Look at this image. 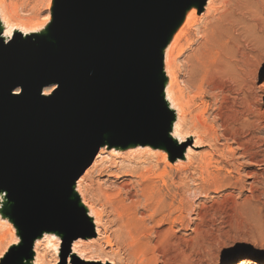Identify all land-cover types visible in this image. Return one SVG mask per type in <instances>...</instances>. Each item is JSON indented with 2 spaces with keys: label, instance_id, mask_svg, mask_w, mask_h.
Listing matches in <instances>:
<instances>
[{
  "label": "water",
  "instance_id": "water-1",
  "mask_svg": "<svg viewBox=\"0 0 264 264\" xmlns=\"http://www.w3.org/2000/svg\"><path fill=\"white\" fill-rule=\"evenodd\" d=\"M188 1L60 0L53 52L28 60L22 43L0 40V190L17 201L29 253L38 229L63 232L65 255L86 234L65 189L92 165L107 130L119 129L122 142L165 137L151 56ZM50 84L52 96L38 99Z\"/></svg>",
  "mask_w": 264,
  "mask_h": 264
},
{
  "label": "bare ground",
  "instance_id": "bare-ground-1",
  "mask_svg": "<svg viewBox=\"0 0 264 264\" xmlns=\"http://www.w3.org/2000/svg\"><path fill=\"white\" fill-rule=\"evenodd\" d=\"M15 4L11 0L9 3L0 0V40L5 45H9L13 40L22 43L28 60L35 54L53 52L55 42L50 27L49 30H44L46 20L40 21L42 22L40 24L33 23L31 19L20 20ZM57 5L58 2L56 7ZM201 22L203 24L200 25ZM195 39L198 44L186 58L189 80L192 81V87L198 91L199 96L207 92L213 97L217 104L213 122L206 121L204 116L209 106L202 102L197 107L194 100L186 96L178 84L176 61L186 50H190ZM261 46H264V0H189L182 8L172 11L160 47L151 56L152 79L158 91L165 137L157 136L154 140L147 141L139 136L137 139L122 142L119 129L105 132L93 164V167L96 164L100 165L99 174L107 173L104 166L108 163L109 169L116 165L112 160L114 157H122V161L128 159L131 165H135L131 158H138L142 165L147 166H142L144 168L139 172L133 167L122 174H115L114 178L118 182L114 190L102 193V200L95 205L85 199L86 189L79 182L76 186L72 183L65 189L66 208L79 211L88 224L89 229L85 228L87 233L82 238L94 236L73 242L70 256H84V262L101 264H115L114 259L120 257L118 251H122L127 258H139L150 263L154 261L156 255L164 259L163 264L167 260L169 263L167 254L170 251L182 259L188 258L186 249L184 251L182 244L174 240L172 228L175 225L184 226L190 205L187 202L183 203L182 198L177 199L179 188L175 186L174 180L170 179L172 190L167 187L163 178L166 174L165 168L161 172L157 171V161L162 162L165 158L175 160L171 164L177 162L178 164L171 167L178 169L179 164L180 167H183L182 163L190 164V156L195 153L194 150L208 145L211 150L202 156L201 164L206 170L215 156L217 158L222 156V150L217 148L220 141L225 140L226 145L223 148L227 149L228 154L229 151L232 153V143L239 149L241 145L243 146L244 142L241 144L239 138L242 124L238 111L239 96L248 87L245 76L255 64ZM55 89V84L43 86L38 99L52 96ZM21 91V83L13 84L10 95L17 96ZM228 141H231V144H227ZM186 142L193 144L187 145L186 151L183 150L180 158L175 159L173 155L177 151L174 149L184 147ZM217 178L218 176H215L213 179ZM0 204L2 211H5L13 221V227L6 222H2L5 225L0 224V228L6 227L3 228L5 233H0V255L7 246L16 244L17 241V250L11 251L14 258L9 264H15L20 260L22 264H42L43 256L37 251L38 247L41 244L46 248L56 247L62 241L64 233L38 229L32 238L31 252L27 259L21 253L25 226L15 211L17 201L12 195L0 190ZM88 241L97 242L101 255H105L104 249H109L114 259L102 261L85 256V252L79 250V247L84 243H93ZM115 247L116 252L113 251ZM9 256L10 253H7L2 264ZM181 261L184 263L186 260ZM256 263V260L250 258L238 262Z\"/></svg>",
  "mask_w": 264,
  "mask_h": 264
},
{
  "label": "rangeland",
  "instance_id": "rangeland-1",
  "mask_svg": "<svg viewBox=\"0 0 264 264\" xmlns=\"http://www.w3.org/2000/svg\"><path fill=\"white\" fill-rule=\"evenodd\" d=\"M5 1L10 2V0ZM59 1L11 0L12 3H16L20 20L31 19L33 23L37 24L46 20L44 30H47L50 26L54 28L56 25L58 19L56 4ZM36 35H41V33H36ZM197 44L195 39L190 50H186L176 61L178 84L184 90V94L194 100L197 107L202 102L209 106L204 116L206 121L213 122L217 104L207 92L203 96H199L198 91L192 87V81L189 80L190 74L186 58L191 55V51ZM245 80L248 87L242 95L240 94L238 107L239 120L242 118L240 124L244 122L239 130L241 144L244 142L240 149L237 145L236 147L235 144L228 141L227 144H231L232 147V153L229 151L228 154L227 149L223 148L226 145L225 140L220 141L217 148L220 151L222 150V156L219 158L215 156L212 164L206 170L202 168L201 164L203 163L202 156L211 150L208 145L194 150L195 153L190 156V164L186 163L187 165H185V163H182L183 167H180L179 164L178 169H172L173 166L176 167V164H178V162L171 164L175 160L170 161L165 158L162 162L157 161V171L161 172L165 168L166 174L163 178L167 187L172 190L170 182L174 180L175 186L179 188L177 199L182 198L183 203L187 202L190 205V210L186 213L187 220L184 226L175 225L172 228L174 240L180 245L182 244L184 251L186 249L185 253L188 258H183L186 261L182 263L181 260L183 259L170 251L171 253L167 254V259H169V263L168 260L166 262L167 264H175L176 261L179 262L176 264H238L245 258L256 260V264H264V46L259 48L255 64L246 73ZM242 120L243 122H241ZM218 129L220 131V128ZM246 140H249V142H246ZM192 144L186 142L184 147L175 148L174 150L177 152L174 153V158H180L181 152L186 151V147L192 146ZM123 159L126 158L123 157ZM112 160L116 165L109 169L108 164L110 163H108L104 166L107 173L102 174L98 173L101 168L100 165L96 164L93 167V161L92 165L75 182V186L79 182L82 187H85L84 197L94 205L102 200V193L114 190L115 184L118 182L114 178L115 174H122L133 167L139 172L147 166L142 165L138 158H131L135 165L129 164L128 159L122 161V157H114ZM152 162L154 161L152 160ZM215 176H218L215 179L217 182L213 179ZM2 222H6L7 225L13 227V221L0 207V224ZM2 224L5 225V223ZM3 228L6 229V227L0 228V233H5ZM78 232L87 233L82 230V227L78 229ZM24 233L27 238L31 236L30 231L25 230ZM89 238H94V236L79 239ZM73 242L69 246L67 255H65L64 248H62V241L56 247L50 248H46L41 244L37 251L43 256L42 264H101L99 262H84V256H70ZM88 242L93 243H84L79 247V250L85 252V256L102 261L114 259L110 255L111 251L109 249H104L105 255H101L98 252L97 242ZM24 243V253L28 254L30 240L26 239ZM16 245L17 241L16 244L6 247L0 255V264H2L7 253H10V256L3 264H9L13 260L14 254L11 251L17 250ZM113 251H117L116 247L113 248ZM119 255L118 259H114L116 260L115 264H163L162 261H164L160 255H156L154 263L139 258H127L122 251H118ZM15 264H22V260L17 261Z\"/></svg>",
  "mask_w": 264,
  "mask_h": 264
}]
</instances>
